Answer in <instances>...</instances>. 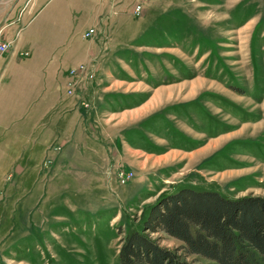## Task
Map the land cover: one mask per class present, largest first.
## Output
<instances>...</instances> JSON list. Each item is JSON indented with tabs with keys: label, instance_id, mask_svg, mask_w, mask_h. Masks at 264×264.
<instances>
[{
	"label": "rangeland",
	"instance_id": "rangeland-1",
	"mask_svg": "<svg viewBox=\"0 0 264 264\" xmlns=\"http://www.w3.org/2000/svg\"><path fill=\"white\" fill-rule=\"evenodd\" d=\"M0 37V72L39 64L0 135V264H119L185 185L264 196V0H0Z\"/></svg>",
	"mask_w": 264,
	"mask_h": 264
},
{
	"label": "trees",
	"instance_id": "trees-1",
	"mask_svg": "<svg viewBox=\"0 0 264 264\" xmlns=\"http://www.w3.org/2000/svg\"><path fill=\"white\" fill-rule=\"evenodd\" d=\"M155 233L180 247L161 246ZM120 243L119 264H264V196L185 185L161 195Z\"/></svg>",
	"mask_w": 264,
	"mask_h": 264
},
{
	"label": "crops",
	"instance_id": "crops-1",
	"mask_svg": "<svg viewBox=\"0 0 264 264\" xmlns=\"http://www.w3.org/2000/svg\"><path fill=\"white\" fill-rule=\"evenodd\" d=\"M41 23L42 21L32 29H37ZM26 39L27 38L21 42V48L24 47ZM5 65L4 70L0 72V135L7 132L6 127L3 128L6 126L4 122H7L8 119L15 116L26 115L31 105V78L32 76H36V67L39 64H37V61L35 62L33 60L24 63L11 58ZM2 123H4V125ZM4 140L6 139H2V136H0V147ZM0 151H2V149Z\"/></svg>",
	"mask_w": 264,
	"mask_h": 264
},
{
	"label": "built area",
	"instance_id": "built-area-1",
	"mask_svg": "<svg viewBox=\"0 0 264 264\" xmlns=\"http://www.w3.org/2000/svg\"><path fill=\"white\" fill-rule=\"evenodd\" d=\"M9 46L10 44L3 42L0 37V53L7 52L9 50ZM89 74H91V72H88V76Z\"/></svg>",
	"mask_w": 264,
	"mask_h": 264
}]
</instances>
